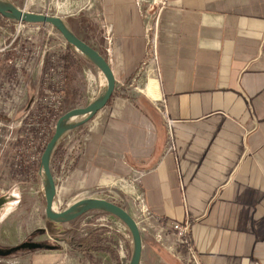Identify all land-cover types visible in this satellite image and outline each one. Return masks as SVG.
Wrapping results in <instances>:
<instances>
[{
	"label": "crops",
	"instance_id": "0c3cea01",
	"mask_svg": "<svg viewBox=\"0 0 264 264\" xmlns=\"http://www.w3.org/2000/svg\"><path fill=\"white\" fill-rule=\"evenodd\" d=\"M75 6L88 25L79 37L104 56L117 84L109 104L63 141L67 150L83 146L76 177L88 190H121L130 214L141 196L165 224L188 222L203 264H264V0H168L157 64L149 66L151 8L135 0ZM88 70L101 82L89 62ZM65 74V83L74 81L72 69ZM162 100L172 121L171 152ZM28 131H15L10 155L20 152L22 170L33 172L43 141L29 140ZM137 172V182L124 183ZM142 238L140 264H183L152 232ZM131 254L128 242L125 259L92 251L87 264H128Z\"/></svg>",
	"mask_w": 264,
	"mask_h": 264
},
{
	"label": "rangeland",
	"instance_id": "374dc122",
	"mask_svg": "<svg viewBox=\"0 0 264 264\" xmlns=\"http://www.w3.org/2000/svg\"><path fill=\"white\" fill-rule=\"evenodd\" d=\"M11 1L28 12L61 17L69 22L81 37H85L84 29L78 27V23L83 21V14H75L74 8L57 10L38 5L25 7V0ZM6 21L8 20L5 18L0 19V139L3 140L0 141V200L6 198L4 202L9 199L16 203L12 210L2 214V210L0 212V247L10 248L25 241H36L57 245L59 249L21 251L8 257L0 256V264H52L54 260L66 261L64 264H87L88 253L80 251L69 243L71 232H76L81 238L91 233L96 234L100 245L109 247L112 252L117 253L115 246L120 237L117 233L99 226L101 223L99 220L106 216L103 212H88L62 225V229L69 232L68 234H56L57 236L52 234L45 214L41 161L40 167L31 172V169L22 170L21 162L16 160L21 156L20 152L10 155V143L15 141L16 130H29L26 135L29 140L41 139L46 146L55 132L58 119L64 113L74 106L88 105L90 93L86 75L88 61H81L78 67L72 69L73 82L68 84L64 79L61 88L57 91L60 106L55 109L42 86L40 68L37 65L41 57L45 56L47 68L51 57L55 56L60 60L63 59L66 69L67 51L60 45L62 40H66L51 26L41 28L26 26L19 30L17 23L12 25ZM20 86L27 89L26 100L22 103L15 98L19 94L17 88L20 89ZM64 88L73 94L68 93L65 97L61 93ZM93 88L96 91L100 90L98 79L97 83L93 84ZM41 130L44 131V136L39 134ZM61 145V151L52 169L57 185L55 206L58 211L61 212L77 201L87 198L106 199L126 208L123 192L118 188L88 190L80 176L76 177L74 167L77 153L83 146L81 148L71 146L67 150L63 146L64 142ZM39 153H42V149ZM34 156L37 157L38 153ZM56 237L65 238L66 241H60Z\"/></svg>",
	"mask_w": 264,
	"mask_h": 264
},
{
	"label": "water",
	"instance_id": "95a60500",
	"mask_svg": "<svg viewBox=\"0 0 264 264\" xmlns=\"http://www.w3.org/2000/svg\"><path fill=\"white\" fill-rule=\"evenodd\" d=\"M0 15L17 23L53 27L69 45L100 72L101 87L98 95L85 107L69 110L58 119L55 132L42 154L41 179L46 202L45 214L47 220L62 229V225L70 223L88 212L98 211L112 215L125 225L131 236L132 254L128 264H140L143 250L142 234L136 220L124 207L106 199L87 198L77 201L61 212L55 209L57 185L52 171L54 154L71 132L91 121L99 111L109 104L117 87L112 68L104 56L77 36L68 22L61 17L28 12L18 8L11 0H0ZM75 117H82V119L71 122V119ZM3 203L4 200L1 199L0 209ZM45 249L57 250L59 246L43 242L25 241L10 248L0 247V256L8 257L21 251Z\"/></svg>",
	"mask_w": 264,
	"mask_h": 264
},
{
	"label": "built area",
	"instance_id": "2783aa9c",
	"mask_svg": "<svg viewBox=\"0 0 264 264\" xmlns=\"http://www.w3.org/2000/svg\"><path fill=\"white\" fill-rule=\"evenodd\" d=\"M136 4L139 7L148 6L151 8L152 12V20L147 25V37H148V46H149V54L146 60L143 63V66L155 65L157 64V48H158V33H159V21L160 15L164 8L167 5L168 0H135ZM76 0H25V7H29L32 5L38 6H46L48 8H55L57 10H68L73 9L78 10L77 6H75ZM48 15V14H46ZM19 30H22L24 27L29 26V24L17 23ZM107 37L108 43H112V29H107ZM63 50L67 51L68 43L62 40L60 44ZM63 51V53L65 52ZM58 60V62L56 61ZM59 57H51L49 67L46 68V60L45 56L41 57L38 62V67L40 68V78L42 80V86L48 95V98L51 101V105L53 108L58 109L60 106V100L58 97V90L61 88L62 83L65 79V65L64 61L61 58L59 61ZM88 77V85L90 93L88 94V101L91 102L98 95L99 90L96 91L93 88V84L97 83V79L93 76L91 70H88L86 74ZM154 76H158V72L154 71ZM99 85L100 81H99ZM97 87V85H95ZM21 87V86H20ZM18 89V95L15 96L16 100L20 103L26 100L27 89L21 87ZM16 89V90H17ZM159 109L162 114L166 117V123L168 127V143L166 147V152H171L175 150V141L172 133V121L167 117V105L164 100L160 101ZM42 131V132H41ZM40 131V135L44 136L45 133L43 130ZM50 141V139H49ZM48 144V143H47ZM44 145V144H43ZM42 145V153H38V156L32 157V160L41 161L42 154L45 150V145ZM39 159H36L38 158ZM21 162L20 157L16 159ZM142 173L137 172L136 177L127 179L124 181L130 182L134 184L137 182ZM6 199V198H5ZM4 199V200H5ZM134 207L131 211V215L136 220L140 232L143 235L148 234L149 232L153 233L156 239L171 252L174 256H176L180 261L184 264H203L200 260V257L194 247V244L190 238V224L188 222L184 223H171L170 225L165 224L164 221L155 215L148 209L144 200L141 196H137L136 199L133 200ZM1 212V210H0ZM100 227L107 228L111 232L117 233L120 237L118 240L115 249L120 258L125 259L127 257V243H131V236L125 227V225L116 217L112 215L104 216L99 220Z\"/></svg>",
	"mask_w": 264,
	"mask_h": 264
},
{
	"label": "trees",
	"instance_id": "16d2710c",
	"mask_svg": "<svg viewBox=\"0 0 264 264\" xmlns=\"http://www.w3.org/2000/svg\"><path fill=\"white\" fill-rule=\"evenodd\" d=\"M0 19H4V18L0 15ZM68 24L70 25V27L72 28L74 33L77 36H79L77 30L75 28H73V26L69 22H68ZM78 27L86 30L88 25L82 21V22L78 23ZM81 61H87V60L85 58H83L71 45L68 44L67 53H66V69H65V71L67 72V71H69L75 67H78L79 64L81 63ZM61 146L62 145H60L58 147V149L56 150V152L54 154L53 161H52V169H53L54 161H55L57 155L59 154V152L61 151ZM48 223L50 226V231L54 235H56V234L57 235L58 234L63 235L65 233H67V234L69 233L63 229L58 228L56 225H54L53 223H51L49 221H48ZM57 239L60 241H66L65 238H62V239L57 238ZM69 241H70L69 243L71 245L75 246L80 251L86 252V253H90L92 251H110L109 247L100 245V240L97 239L96 234H93V233H91L90 235H88L85 238H81L76 232H71Z\"/></svg>",
	"mask_w": 264,
	"mask_h": 264
},
{
	"label": "bare ground",
	"instance_id": "6f19581e",
	"mask_svg": "<svg viewBox=\"0 0 264 264\" xmlns=\"http://www.w3.org/2000/svg\"><path fill=\"white\" fill-rule=\"evenodd\" d=\"M81 119H82V117H75V118H72L71 119V122H76V121H79ZM12 203L13 202H11V200L7 199L4 202V205L2 206V208L0 209V210H2L1 213H5V212H8V210H12L13 209V206H14ZM55 209L57 210L56 206H55Z\"/></svg>",
	"mask_w": 264,
	"mask_h": 264
}]
</instances>
